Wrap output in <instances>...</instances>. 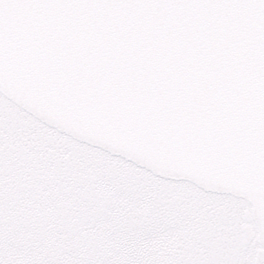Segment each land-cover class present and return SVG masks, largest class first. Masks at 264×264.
Returning <instances> with one entry per match:
<instances>
[{"label": "snow or ice", "instance_id": "obj_1", "mask_svg": "<svg viewBox=\"0 0 264 264\" xmlns=\"http://www.w3.org/2000/svg\"><path fill=\"white\" fill-rule=\"evenodd\" d=\"M0 264H264V0H0Z\"/></svg>", "mask_w": 264, "mask_h": 264}]
</instances>
